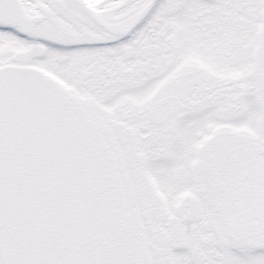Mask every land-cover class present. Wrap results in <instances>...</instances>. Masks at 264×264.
Wrapping results in <instances>:
<instances>
[{
	"label": "snow or ice",
	"instance_id": "1",
	"mask_svg": "<svg viewBox=\"0 0 264 264\" xmlns=\"http://www.w3.org/2000/svg\"><path fill=\"white\" fill-rule=\"evenodd\" d=\"M0 264H264V0H0Z\"/></svg>",
	"mask_w": 264,
	"mask_h": 264
}]
</instances>
